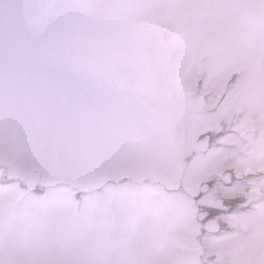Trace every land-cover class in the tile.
<instances>
[{"label":"snow or ice","instance_id":"1","mask_svg":"<svg viewBox=\"0 0 264 264\" xmlns=\"http://www.w3.org/2000/svg\"><path fill=\"white\" fill-rule=\"evenodd\" d=\"M0 264H264V0H0Z\"/></svg>","mask_w":264,"mask_h":264}]
</instances>
